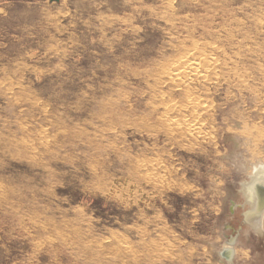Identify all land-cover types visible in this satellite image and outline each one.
Instances as JSON below:
<instances>
[{
  "label": "rangeland",
  "instance_id": "374dc122",
  "mask_svg": "<svg viewBox=\"0 0 264 264\" xmlns=\"http://www.w3.org/2000/svg\"><path fill=\"white\" fill-rule=\"evenodd\" d=\"M192 47L207 83L160 79ZM261 159L264 0H0V264H226Z\"/></svg>",
  "mask_w": 264,
  "mask_h": 264
},
{
  "label": "bare ground",
  "instance_id": "6f19581e",
  "mask_svg": "<svg viewBox=\"0 0 264 264\" xmlns=\"http://www.w3.org/2000/svg\"><path fill=\"white\" fill-rule=\"evenodd\" d=\"M201 49L194 47L193 49L189 48L187 50H184V52L179 57H177V59L175 61H171V63L169 65H167V67L164 68V70L162 69L163 71L160 74V79H164L165 81H167L171 84L177 85V86H181L182 88L184 87L185 91L188 90V87H189V85L191 86V83L196 82L197 80L206 82L208 75L210 73L216 72L218 65L215 64L214 60L206 57L204 55V53H202ZM215 50H217V49H215ZM163 64L165 65V63H163ZM222 67H224V66H222ZM225 67H226V64H225ZM158 82L162 83L161 80ZM164 85H166V83ZM158 87H159V85H158ZM180 91H182V90H180ZM188 92H190V91H188ZM188 92L186 93L187 97H185L184 103H185V105L191 106L192 108H196L199 105V99L196 97V95L192 96ZM194 93H196V92H194ZM169 103L167 105H170ZM171 110H172L171 107L166 108V111H168V113L165 114V116H163V117H165L167 119V122L174 123L173 121L169 120L171 118V112H172ZM190 113L195 116V114H197V111H192ZM194 116L192 118H195ZM187 118H188V115H184V118L179 120L177 122V124L179 126L185 128V130L196 129L195 124L189 125L188 122H190L191 119L188 121ZM189 118H191V117H189ZM162 122H164V121H162ZM260 161H261L260 163L256 164L255 166L253 165L250 167V172L252 171L251 174H247V177L243 178V180L239 183L240 186L237 187V190L239 191V198L241 199L239 201V203L240 204L245 203L247 206V207L245 206L246 208H244V209L252 210V208L254 207V204H255V192L253 190V187H251L252 183L259 181L264 186V160L261 159ZM146 171H148V170H146ZM146 174H150V173L148 172ZM245 221H247L248 224H252L255 233H258L259 235H262L264 237V214H263V216H261L257 219L255 218L254 215L249 214L246 216ZM227 247H229L228 244L219 247L217 250V253H219L222 248H227ZM233 250H234V254H235V250H236L235 246L233 247ZM223 262L226 264H235L234 259L232 262H225V261H223Z\"/></svg>",
  "mask_w": 264,
  "mask_h": 264
},
{
  "label": "water",
  "instance_id": "95a60500",
  "mask_svg": "<svg viewBox=\"0 0 264 264\" xmlns=\"http://www.w3.org/2000/svg\"><path fill=\"white\" fill-rule=\"evenodd\" d=\"M54 2H58V0H51ZM251 187H253V190L255 192V204L252 210L244 209L246 208V204L242 203L240 204L239 201L241 200L239 198V201L236 203L234 201H230L229 205V215L233 216L235 212L239 214V222L237 228H233L230 225H226L225 227L229 229L230 234L224 236V241L228 244L229 247L222 248L221 251L218 253V256L220 259H223L225 262H232L234 259V250L233 247L237 244V240H239V237L241 235V232L243 230H251L254 234L255 233L252 224H248L247 221H245L246 216L251 214L254 215L255 218H259L263 216L264 214V186L259 182L252 183ZM237 195L239 196V191H236ZM246 206V207H245Z\"/></svg>",
  "mask_w": 264,
  "mask_h": 264
}]
</instances>
